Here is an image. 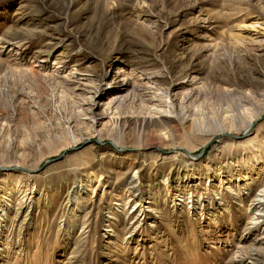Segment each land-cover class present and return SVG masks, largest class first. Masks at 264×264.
I'll return each mask as SVG.
<instances>
[{"label":"rangeland","instance_id":"rangeland-1","mask_svg":"<svg viewBox=\"0 0 264 264\" xmlns=\"http://www.w3.org/2000/svg\"><path fill=\"white\" fill-rule=\"evenodd\" d=\"M2 167L0 264H264V0H0Z\"/></svg>","mask_w":264,"mask_h":264},{"label":"bare ground","instance_id":"bare-ground-1","mask_svg":"<svg viewBox=\"0 0 264 264\" xmlns=\"http://www.w3.org/2000/svg\"><path fill=\"white\" fill-rule=\"evenodd\" d=\"M128 82V81H127ZM127 83H126V81H124V79H123V81H122V85H126ZM128 85H129V83H128ZM137 86V85H136ZM136 86H133L132 87V89L130 90L131 92V94H132V98L134 99L135 97L137 98H139L140 100H145L146 98L148 99V102H152V101H155L156 103L155 104H153V105H155V106H157V107H161V106H163V104L165 103L163 100H162V98H159L158 99V97L156 98V95H153V94H148V97H145V93H141L140 94V92H142L143 91V89L141 88V87H136ZM140 86V85H139ZM129 93V94H130ZM130 98V97H129ZM115 103H117V105L119 106V104H121L122 103V99H115ZM165 105V104H164ZM163 111V110H162ZM184 118H185V116H184V113L181 115V120H184ZM251 124H252V122L250 121V120H247V121H245V127L246 128H248V127H250L251 126ZM196 126H198V125H196ZM247 130V129H246ZM225 134V133H224ZM251 143V142H250ZM8 168V167H7ZM11 170V169H10ZM168 179H166V181H167ZM130 181H133V179L131 178V180ZM166 181H164V183L166 182ZM182 182V180L181 179H179L178 180V183L180 184ZM91 183H92V179H91V177L89 176L88 177V180H87V183L85 184V185H79L78 186V191L79 192H84L85 190L86 191H88L89 190V187L91 186ZM87 188V189H86ZM90 191V190H89ZM263 191V190H262ZM257 197L258 198H255L251 203H252V205H253V207H255V206H257V205H259L260 203H262L263 201H264V195H263V193L262 192H260L259 194H257ZM5 200L4 199H1L0 200V223L1 222H3V219H2V217L4 216V212H5V210L7 209V207H6V205L4 204L5 202H4ZM4 202V203H3ZM27 204H29V202L27 203ZM19 206H20V204H19ZM18 209L20 210V207H18ZM135 209V208H134ZM255 218V217H254ZM256 219H258V218H255V222L254 223H258V221L256 220ZM69 227V226H68ZM68 230V229H67ZM245 264H251V263H249V262H247V263H245Z\"/></svg>","mask_w":264,"mask_h":264},{"label":"water","instance_id":"water-1","mask_svg":"<svg viewBox=\"0 0 264 264\" xmlns=\"http://www.w3.org/2000/svg\"><path fill=\"white\" fill-rule=\"evenodd\" d=\"M253 125H251L247 130H249L251 127H252ZM246 134H247V131L246 132H244V134L242 135V136H239V137H237V136H233L234 138H237V139H240V138H242V137H244V136H246ZM205 148V147H204ZM204 148H203V150L201 151V153L198 155V156H201V154L203 153V151H204ZM189 156H191V154L189 153V152H186ZM50 161H55L54 159H52V160H50ZM49 162V161H48ZM4 169H11L10 167H8V168H5V167H2V168H0V170H4Z\"/></svg>","mask_w":264,"mask_h":264}]
</instances>
